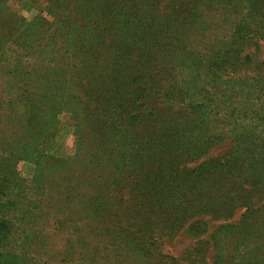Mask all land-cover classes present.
<instances>
[{
	"label": "rangeland",
	"instance_id": "374dc122",
	"mask_svg": "<svg viewBox=\"0 0 264 264\" xmlns=\"http://www.w3.org/2000/svg\"><path fill=\"white\" fill-rule=\"evenodd\" d=\"M0 166L13 264H264V0H0Z\"/></svg>",
	"mask_w": 264,
	"mask_h": 264
},
{
	"label": "trees",
	"instance_id": "16d2710c",
	"mask_svg": "<svg viewBox=\"0 0 264 264\" xmlns=\"http://www.w3.org/2000/svg\"><path fill=\"white\" fill-rule=\"evenodd\" d=\"M7 180L8 178H6L5 176H1V168H0V194L3 192L1 188L3 187L4 182H6ZM1 202L2 199L0 196V207H3V203ZM9 226H10V221L8 220V218L4 215L2 216L0 215V264H13L14 263L13 259H15V256L12 253L3 250L1 247V244L4 243V241L8 238Z\"/></svg>",
	"mask_w": 264,
	"mask_h": 264
}]
</instances>
